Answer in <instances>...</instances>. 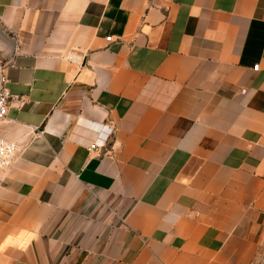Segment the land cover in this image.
<instances>
[{"label": "crops", "instance_id": "obj_1", "mask_svg": "<svg viewBox=\"0 0 264 264\" xmlns=\"http://www.w3.org/2000/svg\"><path fill=\"white\" fill-rule=\"evenodd\" d=\"M1 88L0 264H264V0H0Z\"/></svg>", "mask_w": 264, "mask_h": 264}, {"label": "built area", "instance_id": "obj_2", "mask_svg": "<svg viewBox=\"0 0 264 264\" xmlns=\"http://www.w3.org/2000/svg\"><path fill=\"white\" fill-rule=\"evenodd\" d=\"M259 67L253 68V71H258ZM11 96L6 89H0V124L5 121L8 115ZM19 152L18 145L13 142L6 141L0 138V171L9 169L13 164Z\"/></svg>", "mask_w": 264, "mask_h": 264}]
</instances>
